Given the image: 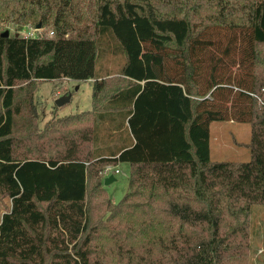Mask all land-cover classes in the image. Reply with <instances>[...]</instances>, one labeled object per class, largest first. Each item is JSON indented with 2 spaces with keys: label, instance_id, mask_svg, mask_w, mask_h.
I'll return each instance as SVG.
<instances>
[{
  "label": "trees",
  "instance_id": "1",
  "mask_svg": "<svg viewBox=\"0 0 264 264\" xmlns=\"http://www.w3.org/2000/svg\"><path fill=\"white\" fill-rule=\"evenodd\" d=\"M232 1L0 0V25L48 31L0 36V264H245L264 205V0ZM105 52L119 67L96 72ZM61 79L91 80V108L40 128L36 82ZM224 121L250 125L247 162L210 161ZM119 164L128 192L96 225L99 174Z\"/></svg>",
  "mask_w": 264,
  "mask_h": 264
},
{
  "label": "rangeland",
  "instance_id": "2",
  "mask_svg": "<svg viewBox=\"0 0 264 264\" xmlns=\"http://www.w3.org/2000/svg\"><path fill=\"white\" fill-rule=\"evenodd\" d=\"M240 3V0L232 1L234 6H239ZM214 6L210 4V7L205 6L198 11L199 15L203 17L202 20L206 14L211 13L210 10ZM243 11L245 13L246 10ZM36 26L20 28L2 24L0 25V33L8 31L9 36L19 34V36L21 35L23 37L48 33L45 28H37ZM212 31H215L213 35L218 34L217 38L220 35V41L224 45L226 38L224 34H221L222 30ZM236 59L237 61L239 60L238 57ZM120 60V56L119 58H115L107 55L105 52L103 57L97 58L95 70L100 73L107 71V69L115 71L119 67ZM232 71H239L241 73V69H237V66L233 67ZM17 86L23 88L25 84H18ZM91 86L92 83L89 81H73L67 79H61L60 81H37L33 95L34 104L36 105L38 113V126L40 128L43 127L46 121L52 117L59 118L90 110ZM68 92L71 93L70 100L63 106L58 107V109L54 108V100ZM209 128L211 162H247L249 160V150L246 148V144L250 138V125L248 123H235L231 121L212 122ZM115 144V141H112L109 143V146L112 147ZM108 150L111 149L107 146ZM112 168L118 170V173L111 172L115 180L111 184L104 186L103 181L106 177L101 176L102 193L90 200L91 214L94 217V223L96 225H107V203L109 207H114L128 192L129 166L127 164H119ZM8 204V200L0 202V218ZM247 233L249 238L248 245L243 255V257L245 256V264H264V205H255L252 207L251 222Z\"/></svg>",
  "mask_w": 264,
  "mask_h": 264
},
{
  "label": "water",
  "instance_id": "3",
  "mask_svg": "<svg viewBox=\"0 0 264 264\" xmlns=\"http://www.w3.org/2000/svg\"><path fill=\"white\" fill-rule=\"evenodd\" d=\"M36 27H37V28H40V25L37 24ZM0 36H1V37H9V32H8V31H4L2 34H0ZM15 36H17V34H16ZM70 98H71V93H69V92L66 93V94H64V95H61L60 97H58V98H56V99L54 100V105H55L56 107H61V106H63L65 103H67V102L70 100ZM114 180H115L114 177H113L112 175H110V176H108V177H106V178L104 179V181H103V185H104V186H107V185L111 184Z\"/></svg>",
  "mask_w": 264,
  "mask_h": 264
},
{
  "label": "built area",
  "instance_id": "4",
  "mask_svg": "<svg viewBox=\"0 0 264 264\" xmlns=\"http://www.w3.org/2000/svg\"><path fill=\"white\" fill-rule=\"evenodd\" d=\"M17 35H19V34H17ZM32 36H34V35H32ZM26 37V36H25ZM28 37H30V36H28ZM113 167V166H112ZM111 167V165H106L103 169H102V171H101V173H100V175L101 176H103V177H108V176H110V175H112L113 176V174L111 173L112 171H114V173H118V170L115 168H112ZM111 173V174H110Z\"/></svg>",
  "mask_w": 264,
  "mask_h": 264
},
{
  "label": "crops",
  "instance_id": "5",
  "mask_svg": "<svg viewBox=\"0 0 264 264\" xmlns=\"http://www.w3.org/2000/svg\"><path fill=\"white\" fill-rule=\"evenodd\" d=\"M89 82H91V80H89Z\"/></svg>",
  "mask_w": 264,
  "mask_h": 264
}]
</instances>
